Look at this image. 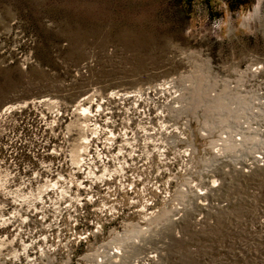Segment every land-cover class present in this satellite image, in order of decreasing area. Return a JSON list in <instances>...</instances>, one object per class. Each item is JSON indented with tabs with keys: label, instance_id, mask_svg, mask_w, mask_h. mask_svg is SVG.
I'll use <instances>...</instances> for the list:
<instances>
[{
	"label": "rangeland",
	"instance_id": "374dc122",
	"mask_svg": "<svg viewBox=\"0 0 264 264\" xmlns=\"http://www.w3.org/2000/svg\"><path fill=\"white\" fill-rule=\"evenodd\" d=\"M171 78L182 107L175 118L191 119L197 150L191 161L199 168L217 164L220 184L200 197L186 192L188 179L179 176L158 215L126 225L123 233L143 230L114 240H124L125 250L108 263L131 264L150 251L157 254L152 264H264V166L245 173L204 161L213 157L208 147L220 155L242 151L236 134L255 146L264 140L247 134L264 128V0H0V116L17 103L49 97L71 114L70 127H82L72 117L82 98ZM201 99L218 102L212 111L220 115L207 118ZM11 115L0 118V159ZM27 119V126L39 122L33 112ZM210 134L219 136L210 143ZM81 148L82 141L74 153ZM91 248L73 251L70 264ZM9 250L0 241V257Z\"/></svg>",
	"mask_w": 264,
	"mask_h": 264
},
{
	"label": "built area",
	"instance_id": "2783aa9c",
	"mask_svg": "<svg viewBox=\"0 0 264 264\" xmlns=\"http://www.w3.org/2000/svg\"><path fill=\"white\" fill-rule=\"evenodd\" d=\"M49 105L54 111H32ZM15 106L0 116L14 117L11 138L3 144L7 155L0 159V241L13 251H6L0 264H70L72 252L89 245L93 250L84 252L78 264H110L102 259L107 250L119 256L123 247L114 238L126 225L140 226L143 219L158 215L179 176L188 179L186 192L196 190L201 197L220 184L217 164L207 165V159L245 173L264 166V140L255 146L253 139L244 140L242 151L239 147L232 154L208 147L213 157L204 159L207 167L194 165L191 119L175 118L182 107L173 78L82 98L72 111L82 127L69 126L71 114L63 113L56 99ZM30 112L39 120L34 126L25 122ZM247 134L264 137V128ZM210 135V143L219 136ZM241 136L234 139L241 141ZM207 171H213L212 178L202 181ZM156 256L147 251L131 264H152Z\"/></svg>",
	"mask_w": 264,
	"mask_h": 264
},
{
	"label": "bare ground",
	"instance_id": "6f19581e",
	"mask_svg": "<svg viewBox=\"0 0 264 264\" xmlns=\"http://www.w3.org/2000/svg\"><path fill=\"white\" fill-rule=\"evenodd\" d=\"M196 92L198 93L199 91H198V89L196 90ZM195 92V93H196ZM200 99V98H199ZM206 99V98H205ZM203 100V99H201V101H199V104L201 105V106H204V109H205V113H206V116H207V118H212V119H214V118H217L218 117V115H220L219 114V112H217V111H215L214 110V112L212 111L213 110V108H216V107H219V105H218V102L216 103L215 101L213 102L212 100ZM13 104H10L9 106H7V110L8 109H11V108H13ZM84 109H86V108H84ZM217 120H220V119H217ZM246 122H248V121H246ZM234 142H237L236 141V139H232ZM241 141H244V140H242V138H241ZM243 145V144H242ZM220 147V146H219ZM244 147V146H243ZM218 149V148H217ZM238 149V148H237ZM241 149V148H240ZM165 214H166V212H165ZM146 229V228H145ZM141 230H143V227H135V228H133V229H127L124 233H123V235H118V238H115L114 240H119V239H121L122 238V236H126V237H124V238H130V236L131 235H135L136 236V234L137 233H139ZM134 232V233H133ZM132 233V234H131ZM141 234V233H140ZM139 236V235H138ZM138 236H136V237H138ZM132 238H134V237H132ZM127 241V240H126ZM135 241V240H134ZM119 244H120V242H119ZM125 241L123 240V247L121 248V250H120V252L122 253H124V250H125ZM110 250H111V248L109 249V250H107V253H106V256H103L102 257V259L106 262V263H108V261H109V259H113V257H112V255H110L109 253H111L110 252ZM120 253V254H121ZM100 256H102L101 254H100ZM117 257H119V256H117ZM107 259H108V261H107ZM113 262V261H112ZM110 263V262H109ZM111 264V263H110Z\"/></svg>",
	"mask_w": 264,
	"mask_h": 264
}]
</instances>
